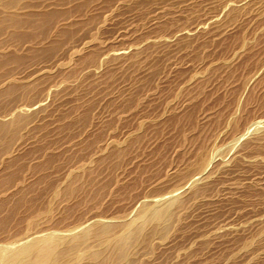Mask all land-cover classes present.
Wrapping results in <instances>:
<instances>
[{"label": "rangeland", "instance_id": "1", "mask_svg": "<svg viewBox=\"0 0 264 264\" xmlns=\"http://www.w3.org/2000/svg\"><path fill=\"white\" fill-rule=\"evenodd\" d=\"M84 234L59 264H264V0H0V264Z\"/></svg>", "mask_w": 264, "mask_h": 264}, {"label": "bare ground", "instance_id": "2", "mask_svg": "<svg viewBox=\"0 0 264 264\" xmlns=\"http://www.w3.org/2000/svg\"><path fill=\"white\" fill-rule=\"evenodd\" d=\"M169 215L170 208L168 206L164 209L154 210L150 216L143 215L141 219L148 220L150 218V220L161 223L164 222L169 217ZM84 237L85 234L81 236H76L69 241L63 240L62 238L40 239L31 245L19 249L15 254L6 259L4 261V264H59L60 260L62 259V257H64L65 253L75 249L77 244ZM125 241V236L117 239L119 245H123ZM63 246L65 247L62 248ZM91 257L97 258L99 256L97 254H92ZM80 260V255H76L74 257V263L77 264Z\"/></svg>", "mask_w": 264, "mask_h": 264}]
</instances>
